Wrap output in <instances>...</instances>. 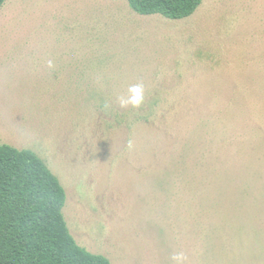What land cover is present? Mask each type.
<instances>
[{
  "label": "rangeland",
  "instance_id": "rangeland-1",
  "mask_svg": "<svg viewBox=\"0 0 264 264\" xmlns=\"http://www.w3.org/2000/svg\"><path fill=\"white\" fill-rule=\"evenodd\" d=\"M138 82L144 104L121 108ZM0 144L44 160L72 235L112 264H264V0L181 20L7 0Z\"/></svg>",
  "mask_w": 264,
  "mask_h": 264
},
{
  "label": "trees",
  "instance_id": "trees-1",
  "mask_svg": "<svg viewBox=\"0 0 264 264\" xmlns=\"http://www.w3.org/2000/svg\"><path fill=\"white\" fill-rule=\"evenodd\" d=\"M7 0H0V9ZM142 15L181 20L202 0H127ZM67 194L34 151L0 144V264H112L78 244L65 215Z\"/></svg>",
  "mask_w": 264,
  "mask_h": 264
},
{
  "label": "clouds",
  "instance_id": "clouds-1",
  "mask_svg": "<svg viewBox=\"0 0 264 264\" xmlns=\"http://www.w3.org/2000/svg\"><path fill=\"white\" fill-rule=\"evenodd\" d=\"M48 67L52 68L53 63L48 61ZM146 99V89L143 82H138L128 87L126 95H120L117 97V101L121 108H128L131 106L134 109L140 108ZM110 104L106 103L104 109L110 108ZM186 257L183 253H178L172 257L174 264H184Z\"/></svg>",
  "mask_w": 264,
  "mask_h": 264
}]
</instances>
